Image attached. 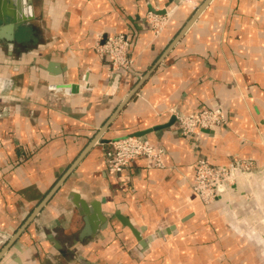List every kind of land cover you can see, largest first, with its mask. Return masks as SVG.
I'll return each mask as SVG.
<instances>
[{
  "label": "crops",
  "instance_id": "1",
  "mask_svg": "<svg viewBox=\"0 0 264 264\" xmlns=\"http://www.w3.org/2000/svg\"><path fill=\"white\" fill-rule=\"evenodd\" d=\"M11 7L24 21L11 40L0 31V250L29 221L0 264H264L223 204L203 203L191 187L199 158L264 166V0ZM148 11L170 14L157 36ZM118 32L133 62L114 89L93 46ZM205 108H220L227 123L181 135L170 110ZM128 135L161 146L163 166L137 156L109 175L104 149ZM70 192L98 201L106 228L79 239L83 215ZM115 211L153 239L141 246Z\"/></svg>",
  "mask_w": 264,
  "mask_h": 264
},
{
  "label": "built area",
  "instance_id": "2",
  "mask_svg": "<svg viewBox=\"0 0 264 264\" xmlns=\"http://www.w3.org/2000/svg\"><path fill=\"white\" fill-rule=\"evenodd\" d=\"M169 18V13L154 11H148L144 15V20L154 36L162 31ZM129 46L130 40L123 32L98 37L94 43V51L107 60L109 86L114 89L118 87L121 72L128 71L132 67L133 58ZM170 111L175 114L177 129L184 136L227 123L226 115L220 108H205L190 113H177L173 109ZM163 153L161 146L153 145L141 136L119 137L111 140L109 146L104 149L105 170L109 175L114 176L137 156H144L152 160L154 166L162 167ZM260 172L264 174V166L258 167L251 160H236L229 165L221 166L199 158L196 161L191 187L203 203L217 201L222 203L226 210L227 201L222 199L221 189L230 192L237 188L239 177L242 175L258 176Z\"/></svg>",
  "mask_w": 264,
  "mask_h": 264
},
{
  "label": "water",
  "instance_id": "3",
  "mask_svg": "<svg viewBox=\"0 0 264 264\" xmlns=\"http://www.w3.org/2000/svg\"><path fill=\"white\" fill-rule=\"evenodd\" d=\"M23 1L25 0H2V2L0 0V31L2 30L5 31V37L8 40H11L13 38L14 33L17 31L18 27L24 21V17L20 15L18 12H16L11 6L16 7L20 4V2H23ZM190 21H188L187 24H185V26L183 27L184 29L189 25ZM71 90L72 92L76 91V84H71ZM72 166H70V168L68 169L70 170ZM63 180L64 178L63 179L61 178L60 180H58L56 184H54V186L47 192V194L42 198L41 202L38 204L36 212H38L42 208V206L46 204L49 198L59 188ZM68 198L78 208L79 212L83 215L84 226H83L82 231L79 234V239H82L87 236L93 237L100 230H103L104 228H106V226L108 225V218L106 216V212L101 209L100 203L98 201L92 200L90 202H86L85 199L82 198L80 194L76 192H70ZM109 215L115 216L123 225L127 226L131 230V232L133 233L136 240L141 246H144L146 241L148 242L153 239L152 235H149L148 237L143 239L140 229L136 228L128 220V218L120 214V212L115 211L114 213H109ZM28 221L29 220L25 221L22 228L20 230H17L4 243L5 247L2 250H0V259L2 258L4 252H6L15 242L21 230L24 229L25 226L27 225ZM160 233L161 232L159 231L158 234ZM76 241L77 240H75V242ZM79 261L82 262L83 264H96L84 258H80Z\"/></svg>",
  "mask_w": 264,
  "mask_h": 264
},
{
  "label": "rangeland",
  "instance_id": "4",
  "mask_svg": "<svg viewBox=\"0 0 264 264\" xmlns=\"http://www.w3.org/2000/svg\"><path fill=\"white\" fill-rule=\"evenodd\" d=\"M258 167H260V166H258ZM263 181H264V174L261 172L258 173V176H253V177H250L249 175H244L243 179L239 182L235 193L234 194L233 193L227 194L224 197V199L227 200V204L226 203L225 204L227 206L229 205L228 206L229 208H226V210L228 211L229 214H231L230 224H231L232 228L234 230L238 231L239 233H241L242 234L241 236L245 240L249 241L251 244L255 245L258 248V250H259L258 252H259L260 256H262L260 258L261 260H264V251H263L264 250V243L259 238H256L253 235L255 233H258L259 231H261V229H264V226H262V224H260L261 221L264 223V212L260 211L263 215L262 216L260 212H259V214H257L258 213L257 212L258 210H257L256 214H254V217L247 216V214L246 213L244 214V212H246L251 206L252 207H260V205L261 206L263 205L261 203L264 200V195H263L264 194V182ZM259 186H260V188H259ZM257 202H258V204H257ZM234 221H235V223H234ZM245 222H246V224H245ZM247 223L251 224L250 230H246L247 229V227H246ZM237 224H242V225L239 226ZM244 230H246L248 232L245 231L246 232L245 233ZM247 233L249 234V236Z\"/></svg>",
  "mask_w": 264,
  "mask_h": 264
},
{
  "label": "bare ground",
  "instance_id": "5",
  "mask_svg": "<svg viewBox=\"0 0 264 264\" xmlns=\"http://www.w3.org/2000/svg\"><path fill=\"white\" fill-rule=\"evenodd\" d=\"M243 177H244V175H242L241 177H239V179H238V181H237V186H238V184H239V182L243 179ZM264 182V181H263ZM259 188H260V186H259ZM222 190V194H221V197H222V199H224V197L227 195V194H234L235 193V191H236V188H234L232 191H230V192H228L227 190L226 191H223V189H221ZM244 192V191H243ZM251 192V191H250ZM264 195V194H263ZM252 196V195H251ZM225 201H227L226 199H224ZM231 203V202H230ZM250 203V202H249ZM263 205L261 206L260 205V207H250L246 212H244V214L246 213L247 214V216H251V217H254V214H256V211L258 212L257 214H259V212L260 211H262V212H264V200L261 202ZM235 204V203H234ZM257 204H258V202H257ZM229 206V205H228ZM259 206V205H258ZM229 208V207H228ZM233 208V207H232ZM245 210V209H244ZM232 213V212H231ZM261 213V212H260ZM261 215H262V213H261ZM260 216V215H259ZM263 216V215H262ZM256 217V216H255ZM257 218V217H256ZM234 223H235V221H234ZM245 224H246V222H245ZM260 224H262V226H264V223L261 221V223ZM237 225H242V224H237ZM236 225V226H237ZM244 226V225H243ZM251 224L250 223H247V225H246V227H247V229L246 230H250L251 229ZM253 226V225H252ZM238 227V226H237ZM263 228V227H262ZM246 230H244V232L246 231ZM242 231V230H241ZM258 231V230H257ZM246 232H248V231H246ZM245 232V233H246ZM248 234V233H247ZM246 234V235H247ZM248 236H249V234H248ZM254 237H256V238H259L263 243H264V229H261V231H259L258 233H255L254 235H253Z\"/></svg>",
  "mask_w": 264,
  "mask_h": 264
}]
</instances>
